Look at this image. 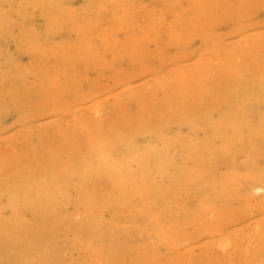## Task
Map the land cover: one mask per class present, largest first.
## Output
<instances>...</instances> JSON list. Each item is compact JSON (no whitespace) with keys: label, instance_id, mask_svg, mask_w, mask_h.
Here are the masks:
<instances>
[{"label":"rangeland","instance_id":"1","mask_svg":"<svg viewBox=\"0 0 264 264\" xmlns=\"http://www.w3.org/2000/svg\"><path fill=\"white\" fill-rule=\"evenodd\" d=\"M0 190V264H264V0H0Z\"/></svg>","mask_w":264,"mask_h":264},{"label":"bare ground","instance_id":"2","mask_svg":"<svg viewBox=\"0 0 264 264\" xmlns=\"http://www.w3.org/2000/svg\"><path fill=\"white\" fill-rule=\"evenodd\" d=\"M34 2V1H33ZM123 3V2H122ZM19 4V3H18ZM102 4V3H101ZM125 4V3H124ZM19 7V6H18ZM37 7V6H36ZM47 7V6H46ZM126 7V6H125ZM7 8V7H6ZM45 8V7H44ZM133 9V8H132ZM59 11V10H58ZM83 13V12H82ZM131 13V12H130ZM125 17V16H124ZM123 18V17H122ZM127 18V17H126ZM84 19V18H83ZM123 19H125V18H123ZM81 20V19H80ZM53 21V20H52ZM107 25H109V24H107ZM78 26V25H77ZM80 26H81V24H80ZM107 27V26H106ZM118 27V26H117ZM121 27V26H120ZM81 28V27H80ZM104 28H105V26H104ZM110 28V27H109ZM112 28V27H111ZM103 29V28H102ZM91 30V29H90ZM95 33V32H94ZM4 34V33H3ZM110 34V33H109ZM105 35H107V34H105ZM104 35V36H105ZM98 36V35H97ZM90 40H92V39H90ZM99 40H100V37H99ZM112 41V40H111ZM90 43V42H89ZM91 43H92V41H91ZM93 45V44H92ZM56 47V46H55ZM86 47H88V46H86ZM59 50V49H58ZM60 51V50H59ZM31 55V54H30ZM94 56V55H93ZM31 57V56H30ZM41 58V57H40ZM43 60V59H42ZM31 61V60H30ZM50 64V63H49ZM26 82V81H25ZM176 100V99H175ZM103 104V103H102ZM101 104V105H102ZM113 104H114V102H113ZM100 107V106H99ZM96 108H98V107H96ZM99 109V108H98ZM108 110V109H107ZM101 111V110H100ZM101 113V112H100ZM110 113V112H109ZM113 113V112H112ZM79 115V114H78ZM92 115H95V113L94 114H92ZM99 115V113H97V116ZM102 115V114H101ZM101 115H100V118H101ZM105 116V115H104ZM75 117V116H74ZM77 118V117H76ZM98 118V117H97ZM96 118V119H97ZM102 120H103V118H101ZM106 121V120H105ZM82 123V122H81ZM111 123V122H110ZM95 125V124H94ZM231 125V124H230ZM89 126V125H88ZM132 126V125H131ZM90 127V126H89ZM111 127V126H110ZM26 128V127H25ZM27 128H29V126L27 127ZM89 129V128H88ZM94 131V130H93ZM105 131V130H104ZM24 132V131H23ZM22 133V132H21ZM89 133V132H88ZM87 133V134H88ZM92 133V132H91ZM103 133V132H102ZM227 133V132H226ZM118 135H120V134H118ZM99 136V135H98ZM71 137V136H70ZM17 138V137H16ZM204 138H205V136H204ZM40 140V139H39ZM64 140V139H63ZM96 140H97V138H96ZM27 141V140H26ZM37 141V140H36ZM204 141V140H203ZM227 141V140H226ZM14 142V141H13ZM29 142V141H28ZM36 143V142H35ZM201 143V142H200ZM214 143V142H213ZM69 144V143H68ZM211 144V143H210ZM26 145H28V144H26ZM29 146V145H28ZM211 146V145H210ZM24 147V146H23ZM30 147V146H29ZM39 147V146H38ZM76 148V147H75ZM122 148V147H121ZM120 148V149H121ZM219 148V147H218ZM215 149V148H214ZM40 150V149H39ZM73 150V149H72ZM122 150V149H121ZM17 151V150H16ZM28 151H30V150H28ZM27 151V152H28ZM71 151V150H70ZM129 151V150H128ZM131 151V150H130ZM35 152V151H34ZM134 152V151H133ZM68 153V152H67ZM124 153V152H123ZM71 154V153H70ZM128 156H129V154H128ZM137 156V155H136ZM217 156V155H216ZM118 158V157H117ZM132 159V158H131ZM118 160H119V158H118ZM122 160V159H121ZM42 163V162H41ZM99 163V162H98ZM209 163V162H208ZM121 165H122V163H121ZM128 167V166H127ZM143 167V166H142ZM149 167V166H148ZM136 168V167H135ZM140 168V167H139ZM52 170V169H51ZM136 170V169H135ZM142 170V169H141ZM44 171V170H43ZM119 173V172H118ZM125 173V172H124ZM123 173V174H124ZM152 173V172H151ZM26 174V173H25ZM127 174V173H126ZM131 174V173H130ZM139 174V173H138ZM53 175V174H52ZM30 177H31V175H30ZM26 178V177H25ZM63 178V177H62ZM125 178V177H124ZM151 178V177H150ZM50 179L52 180V178L50 177ZM55 179V178H54ZM27 180V179H26ZM90 180V179H89ZM35 181V180H34ZM33 181V182H34ZM125 181V180H124ZM151 181H152V179H151ZM121 182V181H120ZM27 183V182H26ZM30 183V182H29ZM54 183V182H53ZM10 184V183H9ZM8 184V185H9ZM23 184V183H22ZM21 184V185H22ZM50 184V183H49ZM48 184V185H49ZM133 184H135V183H133ZM5 185V184H4ZM7 185V186H8ZM19 185V184H18ZM41 185H43V184H41ZM53 185V184H52ZM6 186V187H7ZM40 186V185H39ZM64 186V185H63ZM130 186V185H129ZM12 187V186H11ZM4 188V187H3ZM13 188V187H12ZM34 188V187H33ZM82 188V187H81ZM118 188V187H117ZM62 189V188H61ZM101 189V188H100ZM158 189V188H157ZM31 190V189H30ZM34 190H36V189H34ZM43 190V189H42ZM184 190V189H183ZM1 191V190H0ZM164 191V190H163ZM8 193V192H7ZM29 193V192H28ZM35 193V192H34ZM33 193V194H34ZM55 193V192H54ZM60 193V192H59ZM58 193V194H59ZM7 195V194H6ZM41 195V194H40ZM53 195V194H52ZM113 195V194H112ZM67 196V195H66ZM172 196V195H171ZM170 196V197H171ZM53 198V197H52ZM32 199V198H31ZM59 199V198H58ZM19 200V199H18ZM23 202V201H22ZM37 202V201H36ZM179 202V201H178ZM28 203V202H27ZM64 203V202H63ZM155 203V202H154ZM20 204V203H19ZM98 204V203H97ZM32 206V205H31ZM153 206V205H152ZM144 207V206H143ZM146 207V206H145ZM12 208V207H11ZM147 208V207H146ZM148 210V209H147ZM10 212H11V210H10ZM159 213V212H158ZM20 214V213H19ZM14 216V215H13ZM16 216V215H15ZM25 218H27V217H25ZM28 220V219H27ZM52 220V219H51ZM10 221V220H9ZM133 221V220H132ZM15 223V222H14ZM9 224V223H8ZM38 224V223H37ZM12 225V224H11ZM31 225V224H30ZM33 225V224H32ZM58 225V224H57ZM16 226V225H15ZM27 228V227H26ZM44 234V233H43ZM48 237V236H47ZM45 239V238H44ZM43 240V239H42ZM20 241V240H19ZM17 244V243H16ZM45 244V243H44ZM51 245V244H50ZM53 245V244H52ZM9 252H10V250H9ZM5 254V253H4ZM28 255V254H27ZM4 257V256H3ZM21 257V256H20ZM9 258V257H8ZM32 261V260H31Z\"/></svg>","mask_w":264,"mask_h":264}]
</instances>
